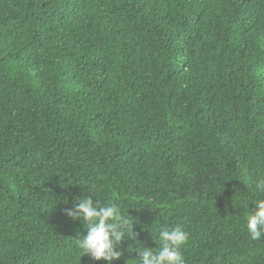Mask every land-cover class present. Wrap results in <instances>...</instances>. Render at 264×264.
<instances>
[{"label":"trees","instance_id":"1","mask_svg":"<svg viewBox=\"0 0 264 264\" xmlns=\"http://www.w3.org/2000/svg\"><path fill=\"white\" fill-rule=\"evenodd\" d=\"M260 176L264 0H0V264H108L65 211L88 185L134 218L112 264L157 224L186 264H264Z\"/></svg>","mask_w":264,"mask_h":264},{"label":"clouds","instance_id":"2","mask_svg":"<svg viewBox=\"0 0 264 264\" xmlns=\"http://www.w3.org/2000/svg\"><path fill=\"white\" fill-rule=\"evenodd\" d=\"M255 190L260 194L252 200L255 202V210H247L245 216L247 232L254 241L264 238V176L256 180ZM97 191L98 188L88 185L86 193L76 197L73 208L65 211L74 220L83 221L87 230L86 235L75 239L80 254H89L95 260L104 259L112 264L123 255L120 243L135 235L134 218L128 214L127 209H122L115 202L102 206ZM151 232L158 247H147L138 240L136 244L129 245L130 251L139 253V259H134L133 264H186L182 247L189 239L187 231L181 226L157 224L155 231L151 227Z\"/></svg>","mask_w":264,"mask_h":264}]
</instances>
